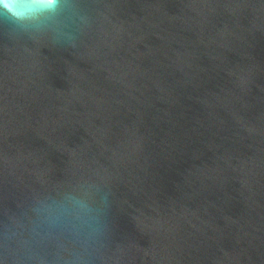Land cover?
I'll list each match as a JSON object with an SVG mask.
<instances>
[{
	"label": "water",
	"instance_id": "obj_1",
	"mask_svg": "<svg viewBox=\"0 0 264 264\" xmlns=\"http://www.w3.org/2000/svg\"><path fill=\"white\" fill-rule=\"evenodd\" d=\"M0 264H264V0L0 18Z\"/></svg>",
	"mask_w": 264,
	"mask_h": 264
},
{
	"label": "clouds",
	"instance_id": "obj_2",
	"mask_svg": "<svg viewBox=\"0 0 264 264\" xmlns=\"http://www.w3.org/2000/svg\"><path fill=\"white\" fill-rule=\"evenodd\" d=\"M67 0H0V18L24 30L40 31L59 15ZM81 208L87 205L75 201Z\"/></svg>",
	"mask_w": 264,
	"mask_h": 264
}]
</instances>
